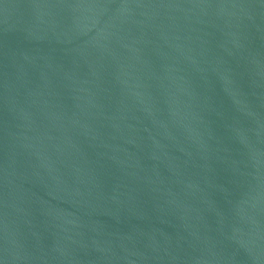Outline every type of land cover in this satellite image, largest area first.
Instances as JSON below:
<instances>
[{"label": "water", "instance_id": "1", "mask_svg": "<svg viewBox=\"0 0 264 264\" xmlns=\"http://www.w3.org/2000/svg\"><path fill=\"white\" fill-rule=\"evenodd\" d=\"M0 264H264V0H0Z\"/></svg>", "mask_w": 264, "mask_h": 264}]
</instances>
